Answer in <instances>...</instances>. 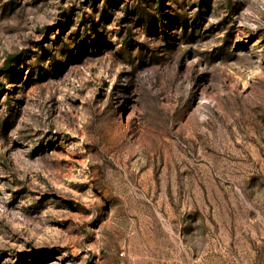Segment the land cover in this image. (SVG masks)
I'll return each instance as SVG.
<instances>
[{
	"label": "rangeland",
	"instance_id": "obj_1",
	"mask_svg": "<svg viewBox=\"0 0 264 264\" xmlns=\"http://www.w3.org/2000/svg\"><path fill=\"white\" fill-rule=\"evenodd\" d=\"M0 264H264V0H0Z\"/></svg>",
	"mask_w": 264,
	"mask_h": 264
}]
</instances>
